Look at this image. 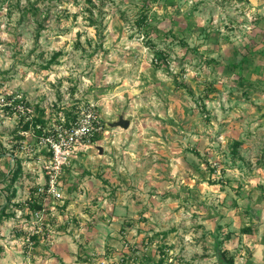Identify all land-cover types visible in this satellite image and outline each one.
<instances>
[{
	"label": "rangeland",
	"instance_id": "obj_1",
	"mask_svg": "<svg viewBox=\"0 0 264 264\" xmlns=\"http://www.w3.org/2000/svg\"><path fill=\"white\" fill-rule=\"evenodd\" d=\"M86 105L104 128L50 220L73 264H264V0H0V204L21 199L0 264L35 260L14 234L44 169L25 122Z\"/></svg>",
	"mask_w": 264,
	"mask_h": 264
},
{
	"label": "built area",
	"instance_id": "obj_2",
	"mask_svg": "<svg viewBox=\"0 0 264 264\" xmlns=\"http://www.w3.org/2000/svg\"><path fill=\"white\" fill-rule=\"evenodd\" d=\"M24 107L18 106V110L23 112ZM29 120V119H28ZM42 134L35 132L39 150L42 156L38 159L42 162L43 173L40 174V180L37 183L34 193L35 198L42 203V208L32 210L28 208L29 213L33 216L35 226L26 227V234L23 237V247L26 252H31L35 247V236L40 234L45 228V214L48 208L52 211L57 209L59 202L63 201L64 193L61 186V178L65 168L70 164L72 159L79 152L86 150L95 141L94 137L103 130L104 126L101 119L93 106L86 105L77 113L74 120L67 122L64 116L58 126H40ZM21 133L26 134L24 130ZM26 146V145H25ZM24 144L21 147L25 148ZM44 150V152H43Z\"/></svg>",
	"mask_w": 264,
	"mask_h": 264
},
{
	"label": "crops",
	"instance_id": "obj_3",
	"mask_svg": "<svg viewBox=\"0 0 264 264\" xmlns=\"http://www.w3.org/2000/svg\"><path fill=\"white\" fill-rule=\"evenodd\" d=\"M77 158L78 156H76L75 159ZM30 197L35 198V195ZM11 202L12 204H21V199L14 197L12 198ZM48 206L49 203L47 202V211L45 214V228L40 234L36 235L34 238L35 242L37 243H35L33 251V257L35 260H33L32 264H73L74 258L72 253L74 250V245L68 242V238H66V235L62 234L64 232L60 231V229L58 230L54 228V226L56 225L52 226L50 224V220L56 221L59 219H66L67 221H70V219L72 218L70 209L73 207V205L69 204L68 201L63 199V201L59 202L55 211L50 210ZM261 210L262 209L259 206H255V208H253L250 212L252 213V216L256 213L257 218H259L261 217ZM29 216L30 222L27 221V223L23 224L22 227H18L16 230H14V234H16V232H18L19 230L20 232L17 234H20L23 238L26 234V227L35 226V224L33 223V216L30 213ZM21 231L24 232L21 233ZM19 247L21 248L20 245Z\"/></svg>",
	"mask_w": 264,
	"mask_h": 264
},
{
	"label": "trees",
	"instance_id": "obj_4",
	"mask_svg": "<svg viewBox=\"0 0 264 264\" xmlns=\"http://www.w3.org/2000/svg\"><path fill=\"white\" fill-rule=\"evenodd\" d=\"M149 20H150L149 8L146 5L145 7H143V11L141 12V14L139 16V19L137 20V26H138L139 31L144 30L145 27H147L149 25ZM232 66L235 69L237 67H239V65H236V64L232 65ZM15 103L17 104L18 100H16ZM43 116L44 115H42L41 117H38L36 119L33 118V119H30V120H27V122H25V124H24L22 129L23 130H30L32 127H34L36 133L42 134L43 130L41 128H37V126L38 125L47 126L48 121L45 120ZM65 117H66L67 122H69V121H71L72 119L75 118V117H71V113L70 112H68V113L66 112ZM95 139H97L96 136H95ZM13 170L14 169L11 168L10 171H9V174H7V175L5 174L4 175V176H10L11 184H13V182L19 176V174L21 172V167L19 166L14 171ZM3 193L0 192L1 195ZM15 193H16V190L14 189V191L11 194H9V195L8 194H4L5 201L0 204V222H2L4 219L9 218L10 216L15 214V212L14 213H8V214L6 213V211L9 209V207H11L13 205L11 201H12V198L15 197V195H16ZM39 208H42V203L41 202H38L37 200H32L30 202V209L36 210V209H39ZM252 229H253L252 226H244L242 228V231L248 232V231H251ZM220 258H221L222 261L227 260V257H226V255L223 252L221 253ZM230 264H232V262Z\"/></svg>",
	"mask_w": 264,
	"mask_h": 264
},
{
	"label": "water",
	"instance_id": "obj_5",
	"mask_svg": "<svg viewBox=\"0 0 264 264\" xmlns=\"http://www.w3.org/2000/svg\"><path fill=\"white\" fill-rule=\"evenodd\" d=\"M118 125L127 127L128 126V122H126V121H120L118 123ZM263 257H264V245H263Z\"/></svg>",
	"mask_w": 264,
	"mask_h": 264
}]
</instances>
